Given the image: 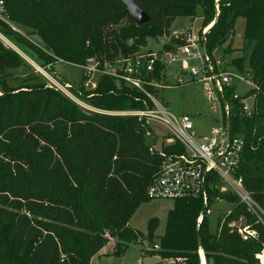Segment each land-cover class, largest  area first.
Segmentation results:
<instances>
[{
  "label": "trees",
  "instance_id": "1",
  "mask_svg": "<svg viewBox=\"0 0 264 264\" xmlns=\"http://www.w3.org/2000/svg\"><path fill=\"white\" fill-rule=\"evenodd\" d=\"M133 1L149 17L148 24L136 27L119 0H0V34L28 50V41L9 22L20 24L41 42V47L28 46L37 59L50 64L53 55L81 66L91 58L113 62L137 53L148 38L167 35L176 18H196L198 7L202 28L212 24L206 34V50L212 55L232 44L235 21L242 18V41L250 49L245 75L255 86V104L250 118L233 104L230 132L245 140L237 175L264 211V0H219L218 13L214 0ZM176 45L175 39L163 47ZM234 62L242 69L244 61ZM22 65L0 42V86L9 77L5 70ZM84 81L82 76L68 92L91 111L55 88L0 97V264H89L105 247L106 233L116 240V256L127 249L121 244L142 236L127 224L136 208L149 201L146 190L161 155L144 143L143 122L109 113L141 110L145 101L129 88H117L108 76L100 77L93 90L85 89ZM231 93L232 87L226 90ZM164 151L181 153V147L175 143ZM216 196L209 192L207 207ZM219 197L234 205L218 235L209 233L201 200L173 202L158 241L161 259L200 264L201 251L206 264H252L248 259L264 250V227L234 196ZM157 226L156 219L148 222L151 242ZM245 227L256 235L244 240L237 230ZM220 254L240 260H221Z\"/></svg>",
  "mask_w": 264,
  "mask_h": 264
},
{
  "label": "built area",
  "instance_id": "2",
  "mask_svg": "<svg viewBox=\"0 0 264 264\" xmlns=\"http://www.w3.org/2000/svg\"><path fill=\"white\" fill-rule=\"evenodd\" d=\"M1 7L0 2V14ZM215 12L218 13L216 4ZM209 27L201 29L199 36H196L193 31L185 32L182 39L176 38L179 45L171 50H165L163 47L161 52L152 53L143 52L140 49L135 54L113 62H100L97 58H91L84 65L77 67L85 78L83 85L87 90H93L100 77L108 76L114 79L117 88L126 87L141 95L145 101L143 109L109 114L133 117L143 122L147 131L146 137L154 139L155 143L150 151L157 146L156 138L149 129L151 123L167 129L170 142L180 145L181 153L167 156L160 154L161 161L157 173L146 190V198L149 201L171 200L174 202L181 199H197L202 201L205 213L209 214L207 209L209 192L216 191L217 196L213 199L214 202H220L221 195L234 196L238 204L243 205L246 212L264 227V211L245 190L242 178L237 175L245 140L240 135H232L230 127L229 135L226 137V122L229 120L230 123L233 104L238 103L241 116L250 118L254 111L255 95L252 106L248 107L245 103L246 97H240L234 92L230 95L226 94V90L232 87L234 80L228 73L220 72V61L215 62L213 54L207 53L206 34ZM188 61L197 62L198 67H189ZM174 65L179 66L181 75L186 74L190 82L201 81L209 85L206 102L217 106L218 117L215 119V126L207 135H202L196 130L190 116L172 114L162 100L164 89L184 84L182 79L175 78L172 70ZM46 79L50 82L49 88L56 90L70 88L68 84L62 88L49 76ZM252 86L255 88L253 84ZM79 105L90 110L81 103ZM201 221L202 217H199L197 227ZM233 226L235 223L230 224V227ZM237 232L244 240L256 235L248 227L238 229ZM153 249L158 250V247L154 246Z\"/></svg>",
  "mask_w": 264,
  "mask_h": 264
},
{
  "label": "rangeland",
  "instance_id": "3",
  "mask_svg": "<svg viewBox=\"0 0 264 264\" xmlns=\"http://www.w3.org/2000/svg\"><path fill=\"white\" fill-rule=\"evenodd\" d=\"M218 1L219 0H214V5H217ZM196 14V18L193 19L188 17L176 18L171 24L167 35L158 39L148 38L142 51L159 53L163 50L164 45L169 44L171 40H175L177 37L182 39L187 31H193L196 36L201 35V29L203 28L202 11L200 7L197 8ZM9 25L13 32L28 41V50L17 47L13 44L14 42L11 39L0 34V42L8 49L14 51L19 58L23 60V65L19 68L5 70L4 73L9 77L5 79V86H0V97L20 92H33L38 88H49L51 85L46 79L48 76L53 80L55 79L56 83H58L57 81L62 80L72 87L78 86L82 73L77 66L67 64L66 62L62 63L61 59H57L53 55H51L52 57L50 58L52 62H50V64H45L43 61L44 59H37L36 53L28 48V46L34 44L41 47V42L35 32L30 28L14 22H9ZM243 32L244 20L238 18L234 24L232 44H225L219 49H216L213 52V58L215 62L220 61V72L228 73L233 77L234 82L232 84V90L234 94L240 97H246V106L250 107L254 102L253 93L255 92V88H253L250 78H247L245 75V72H247L248 69L246 61L248 60L250 49L249 46L242 41ZM234 60L239 62L244 61L242 69L240 68L239 70L236 68ZM187 65L189 67H198L197 62L194 61H188ZM49 68L52 71L51 73L48 71ZM172 70L175 73V78L182 79L184 84L164 89L162 92V100L167 104L168 109L172 114L175 116H190L196 130L202 135H207L215 126V119L218 117L217 106L209 105L206 102V92L209 89V85L201 81L190 82L186 74L181 75L178 65H174ZM96 79L97 78H95V80ZM61 87L63 88L64 86ZM58 91L79 106L80 103L68 92V90L59 89ZM149 129L156 138L157 146L156 149H153V152H160L159 154H162L163 156L174 154L165 153L164 151L165 148L174 144L172 141L170 142L171 139L168 130L156 123H151ZM153 140L154 139H148L145 137L144 143L148 148L152 149L155 144ZM169 143L170 145H168ZM231 201L232 200L221 198L220 202H214L207 207L210 212L209 214H206L209 233L211 232L215 235L219 234L221 226L224 225L226 218L229 216L231 208L234 205ZM172 207L173 201L171 200H150L139 205L129 219L127 226L140 233L142 236L138 237L135 242L129 243L128 246L127 244L126 246L121 244V248L127 249L120 255L116 256L113 254L116 240L114 237H110V235L106 233L105 239L107 243L105 247H103L106 253H104V255L93 256L94 258H91L89 264H183L182 260L161 259L156 253L159 250V238L164 233L167 213ZM151 219H156L158 221V226L154 231V240L152 242L147 239V226ZM154 246H157L158 250H154ZM103 248L101 250H103ZM101 250L97 254H99ZM203 256V252L200 251V264H204ZM218 256L221 260L229 259L233 260V262L240 260L225 254H220ZM248 260L249 262L254 260L252 264H261L264 262V250ZM244 262L246 263V261Z\"/></svg>",
  "mask_w": 264,
  "mask_h": 264
},
{
  "label": "water",
  "instance_id": "4",
  "mask_svg": "<svg viewBox=\"0 0 264 264\" xmlns=\"http://www.w3.org/2000/svg\"><path fill=\"white\" fill-rule=\"evenodd\" d=\"M120 3L125 7L126 13L130 16L136 27H141L149 23V17L137 6L133 0H119ZM209 30V29H208ZM229 120L226 122V137L229 135ZM205 213V208L202 210V214ZM204 264H206L203 256Z\"/></svg>",
  "mask_w": 264,
  "mask_h": 264
},
{
  "label": "crops",
  "instance_id": "5",
  "mask_svg": "<svg viewBox=\"0 0 264 264\" xmlns=\"http://www.w3.org/2000/svg\"><path fill=\"white\" fill-rule=\"evenodd\" d=\"M209 28H210V27H209ZM36 68H37V67H36ZM104 253H106V251H105V249L103 248V250H101V252H100L99 254L95 255V256L104 255ZM95 256H94V257H95ZM94 257H93V258H94Z\"/></svg>",
  "mask_w": 264,
  "mask_h": 264
},
{
  "label": "bare ground",
  "instance_id": "6",
  "mask_svg": "<svg viewBox=\"0 0 264 264\" xmlns=\"http://www.w3.org/2000/svg\"><path fill=\"white\" fill-rule=\"evenodd\" d=\"M211 27V26H210ZM38 69V68H37ZM39 70V69H38ZM43 73V72H42Z\"/></svg>",
  "mask_w": 264,
  "mask_h": 264
}]
</instances>
